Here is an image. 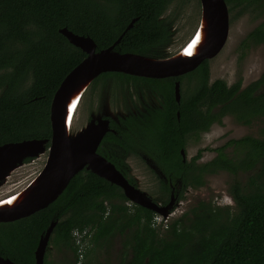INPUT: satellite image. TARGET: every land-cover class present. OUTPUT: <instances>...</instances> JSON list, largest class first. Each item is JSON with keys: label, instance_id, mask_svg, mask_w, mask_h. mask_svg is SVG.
Masks as SVG:
<instances>
[{"label": "trees", "instance_id": "obj_1", "mask_svg": "<svg viewBox=\"0 0 264 264\" xmlns=\"http://www.w3.org/2000/svg\"><path fill=\"white\" fill-rule=\"evenodd\" d=\"M226 3L230 14L249 12L263 18L241 41L243 58L249 49L264 44V0ZM166 4L169 0H0V146L51 139L53 97L86 57L59 32L61 28L90 36L99 51L113 45L138 17L115 47L120 53L138 52L164 41L158 16ZM110 76L123 82H146L107 72L88 90L101 92ZM174 81L181 82L180 103L175 100ZM149 82L161 90L164 108L145 122L130 118L123 127L113 124L116 133L105 135L99 153L124 173L123 158L108 156V142L131 153L143 149L173 182L181 178V196L188 186H202L207 175L229 172L236 178L230 196L237 211L202 200L162 232L152 225L154 211L130 203L121 187L84 169L47 208L0 222V256L16 264H36L39 241L56 221L50 242L63 252L64 260L55 263L47 253L44 264L78 263L75 230L90 234L89 239L85 237L83 264H89L86 259L94 249L111 244L116 236L121 237L123 247L117 264H264V73L246 87L242 79L229 86L223 79L211 82L209 60H204L186 75ZM226 115L244 125L262 119V137L232 139L215 149L217 156L205 164H197L203 150L192 162H184L180 150L187 137H199L214 123L222 124ZM229 148L234 155L227 153ZM241 175L248 178L246 184L237 179ZM159 184L168 195V182L159 180Z\"/></svg>", "mask_w": 264, "mask_h": 264}, {"label": "water", "instance_id": "obj_2", "mask_svg": "<svg viewBox=\"0 0 264 264\" xmlns=\"http://www.w3.org/2000/svg\"><path fill=\"white\" fill-rule=\"evenodd\" d=\"M200 2L201 21L186 45H190L199 33L205 15V6L211 18L210 35L205 34L203 45L198 48L195 54L193 53L187 58H180L179 55L183 54L188 46L175 56L163 60L148 58L146 59L148 61H141L136 58L145 59V56L116 51V45L124 34L134 26L137 18L131 21L113 45L99 51L97 43L90 36L76 34L67 27L60 29L59 32L71 44L86 53V57L65 77L53 97L50 108L51 139H32L0 146V185L4 184L6 176L23 165L26 159L39 157L46 150L49 151L45 167L39 173L40 175L44 172L45 177L34 197L16 209L0 212V222H12L47 208L59 198L71 180L84 169L121 187L125 196L136 205L148 208L165 217L168 216L172 209V203L165 208L160 207L145 192L132 185L111 161L98 153V148L109 131L108 118H106L108 109L105 107L99 114H92L90 122L78 132H74L76 134L70 143L67 140L65 110L75 85L85 77H89V79L73 99L74 101L78 99L76 105L90 83L102 73L121 72L150 78L178 77L195 70L204 60L215 58L223 49L229 35V7L226 0H200ZM175 95L177 102L180 103V82L175 84ZM179 115L178 113V117ZM48 143L50 146L47 148ZM56 224L57 222L53 221L46 233L42 235L35 251L36 264H44L45 254ZM0 264L16 263L0 256Z\"/></svg>", "mask_w": 264, "mask_h": 264}, {"label": "rangeland", "instance_id": "obj_3", "mask_svg": "<svg viewBox=\"0 0 264 264\" xmlns=\"http://www.w3.org/2000/svg\"><path fill=\"white\" fill-rule=\"evenodd\" d=\"M185 10L189 15V23L181 33H176L173 36V41L167 48L168 52L178 51L191 32L194 33L196 31H193L196 25L200 24L202 8L199 0H191L189 8ZM199 15L200 20L197 24ZM262 22L263 18H259L253 13L247 12L243 15H238L237 11H235L230 14V30L227 42L220 53L215 58L209 60L211 82L217 79H223L231 86L239 79H242V86L246 87L261 77L264 73V44L252 47L244 54L243 58L241 57L242 53L239 50V45L247 34ZM107 102L108 87L104 88L102 92L98 90L96 93L87 90L76 113L72 127L73 132L86 126L91 120V115L99 114V111L101 112L108 106ZM101 107L102 109L100 110ZM120 110L123 109L116 108L113 109V112L117 113ZM262 128V119L256 120L250 125H244L238 123L233 117L227 116L223 119L222 124H214L210 131L203 133L200 138L193 136L186 150L187 159L191 160L200 149H205L198 163L209 162L216 157L217 153L215 149L223 146L232 139H240L246 136L260 138L262 137ZM234 152L232 148L227 149V153L230 155H234ZM48 154L49 151L46 150L39 157L29 158L30 160L28 162H24L23 165L19 166L11 174L8 183L0 185V198L6 197L30 184L29 182L45 167ZM130 164L133 171L132 175L135 177L134 180L139 188L157 197L155 193L156 184L157 188L159 185L157 179L158 174L149 167L144 158H130ZM235 179L229 172L220 171L216 174L207 175L205 183L202 186L191 188L184 194V198L177 206L178 211H174L168 215L169 224L189 212L202 200L212 202L221 208H229L231 212L235 213L237 211L236 205L230 196V186ZM237 179L242 184L248 182V178L245 175H241ZM122 250V239L120 236H116L113 238L111 244L94 249L89 254L90 256L86 259V262H89V264H117L120 262ZM47 253L49 254L50 260L55 263H61L64 260L63 252L51 245L50 241L46 251Z\"/></svg>", "mask_w": 264, "mask_h": 264}, {"label": "flooded vegetation", "instance_id": "obj_4", "mask_svg": "<svg viewBox=\"0 0 264 264\" xmlns=\"http://www.w3.org/2000/svg\"><path fill=\"white\" fill-rule=\"evenodd\" d=\"M190 1L191 0H169V4L164 5L165 9L163 11L160 12L159 10H157L160 12V15L158 16V20H159L158 26L161 25L164 27V34L162 36V40H164V41L162 43L154 44V45L149 44L143 50L138 49V52H127V53H135V54H139V55L145 56L147 58H153L156 60L167 59V58L173 57L177 53H179L183 49V47L186 45L188 40L192 37V35L194 34L193 32H191V34L187 37L185 43L183 44V46L178 51L168 52L167 48L171 45V43L173 41V36L176 33H181L182 30H184L186 28L187 24L189 23V21H188L189 15L185 9L189 8ZM107 12H108V7H107ZM137 19H138V17H137ZM199 20H200V15L198 17L197 24L199 23ZM198 26L199 25H196V27L193 31H195ZM158 34L160 35L162 33L159 32ZM111 73H121V72H111ZM122 74H125V73H122ZM186 74H188V73H186ZM186 74H184V75H186ZM125 75H129V74H125ZM129 76L137 77V78H139L143 81H146V82H141L138 84L135 82L134 79H129V80L123 82L114 76H110L108 78V81L106 82V83H108L107 84V87H108V102H107L108 104L107 105L108 106H106V108L108 109L107 110L108 117H106V118H108V128H109L108 132L112 131V132L116 133V131L112 128V125L115 124L119 127H123L124 123L129 122L130 118H137V119H140L141 121H144V122L147 120H151L153 118V116H155L159 112V109L164 108L166 101H165V98L163 97V95L161 94V90L158 87H154V84L149 82V80H158L159 81V80H166V79H170V78H175L174 76L165 77V78H150V77H142V76H134V75H129ZM174 83L176 84V81H174ZM183 84H184V82H183ZM89 86H88V88H89ZM180 92H181V98H182L181 82H180ZM181 98H180V101H181ZM175 100H176V95H175ZM116 103H117V105H115ZM102 107L100 108V110L102 109ZM116 108L117 109L121 108L123 110H120L117 113H115V112H113V109H116ZM99 113H100V111H99ZM177 116H178V114H177ZM227 116H231V115H226L225 117H227ZM231 117H233V116H231ZM178 118H180V115ZM214 124H218V123H214ZM211 127H210V129H211ZM210 129L208 131H210ZM208 131L201 132L199 134L198 138H200L203 133H206ZM192 138H193V136H188L184 148H181V150H180V153L183 157L184 162H192L193 158L195 157L194 156L191 160L187 159L186 150H187L189 143L192 141ZM102 142L98 148V153H99V150L103 149V143ZM114 148H116V149H114ZM116 150H117V152H116ZM200 150H203L202 151V156H203L205 149H200ZM145 153L146 152L141 148H138L136 150V152L131 153V152H128L126 149L121 148L117 144H111L108 142V156L115 154L119 158H123L122 168H123L124 173L120 169H118V168L117 169L120 170L123 173V175L128 179V181L132 185H134L136 188H138L139 190H141V189L139 188L138 184L134 180L135 177L132 175L133 171H132L131 164H130V158H144V160L147 161L149 167L155 173L158 174L157 179L159 178V180H164V181L168 182L171 190H170L169 194L167 195L166 193L162 192L160 184L158 185V188H157V184H156L155 195H157V197L156 196L154 197L152 193H148V192L142 191V190L141 191L145 192L146 195L150 199H152L155 203H157L160 207L165 208L166 206H168L169 204L172 203V209H170L169 214H172V212H174V211H178L177 206L179 205V202L184 198V194L189 189L195 188V187L188 186L184 190V192L181 196V193H182L183 188H184L183 187L184 183L181 180V178L178 177L177 180L175 179L176 181L173 182L172 178H168L153 163V161L149 157L146 156ZM197 154H196V156H197ZM202 156L199 159H197V164L208 163V162L198 163V161L202 158ZM216 156H217V154H216ZM184 157H185V159H184ZM128 159H129V161H128ZM126 162H127V164H126ZM125 173L127 175H125ZM131 176H133V177H131ZM29 183H31V182H29ZM4 184H6V183H4ZM21 190L22 189L15 191V192L9 194L8 196L16 195ZM8 196H6V197H8ZM3 198H5V197H3ZM3 198H0V199H3ZM167 198H169V199H167ZM130 203L134 204L131 201H130ZM108 206H109V203H108ZM156 216H162L164 218V220L160 224H156V225L153 224V222H152L153 227L161 230L162 232L166 231L167 228H169L168 216H166L168 219H165L164 215L155 212V216L153 217V220L155 219ZM165 221L167 222V225L165 224Z\"/></svg>", "mask_w": 264, "mask_h": 264}, {"label": "bare ground", "instance_id": "obj_5", "mask_svg": "<svg viewBox=\"0 0 264 264\" xmlns=\"http://www.w3.org/2000/svg\"><path fill=\"white\" fill-rule=\"evenodd\" d=\"M204 12H205V15H204L203 23H202V26L199 30L198 35L195 37V39H193V41H192V43H190V45L188 44V45L183 47V48H186L188 46L186 48V50L183 52V54L179 55L180 58L181 57L187 58V57L193 55V53L195 54L196 51L198 50V48H200L203 45L205 34H207V36L210 35V20H211V18H210V15L208 13V9L206 6H205ZM193 49H194V52H193ZM191 52H192V54H190ZM179 57H178V59H179ZM136 59L141 60V61H148V60H146V59H148L146 57H145V59L140 58V57H138ZM88 79H89V77H85L82 80H80L79 83H77L75 85V87H74V89L70 95V98L67 101L65 116H66V129H67L68 143H70V141L72 140V138L76 134L73 132V129H72L73 123L75 120L77 110L81 104V101H82L85 93L88 90V87L86 88V90L82 94L77 105H76V102L78 99H76V101H74L73 99H74V96L79 91V89H81V87L83 85H85V83ZM75 105H76V107H75ZM78 131H76V132H78ZM13 172L9 173L6 176V178L4 180L5 183L8 182V180H9V178ZM44 177H45L44 172L41 173L40 175L38 174L33 179V181H31L30 184H28L24 189L19 191V193H17L16 195H11V196L5 197L3 199H0V212H5L7 210L16 209V208L20 207L22 204L27 203L28 200H30L32 197H34V194L37 191V189L40 187Z\"/></svg>", "mask_w": 264, "mask_h": 264}, {"label": "built area", "instance_id": "obj_6", "mask_svg": "<svg viewBox=\"0 0 264 264\" xmlns=\"http://www.w3.org/2000/svg\"><path fill=\"white\" fill-rule=\"evenodd\" d=\"M165 219H168L167 217H165ZM164 220V218L162 216H156L155 219L153 220V224H160L162 221ZM165 224L167 225V222L165 221ZM167 227V226H166ZM73 236L76 240V244L79 247L78 253H79V261L77 264H83V260H84V249L86 246V240L85 237L87 236V238H90V234H88V230H84L83 232L80 230H75L73 232Z\"/></svg>", "mask_w": 264, "mask_h": 264}, {"label": "clouds", "instance_id": "obj_7", "mask_svg": "<svg viewBox=\"0 0 264 264\" xmlns=\"http://www.w3.org/2000/svg\"><path fill=\"white\" fill-rule=\"evenodd\" d=\"M168 229V228H167Z\"/></svg>", "mask_w": 264, "mask_h": 264}]
</instances>
